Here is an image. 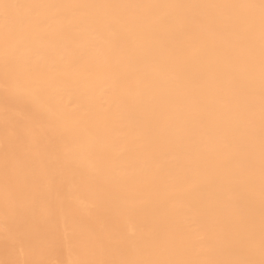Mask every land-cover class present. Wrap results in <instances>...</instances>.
<instances>
[{"label": "bare ground", "instance_id": "6f19581e", "mask_svg": "<svg viewBox=\"0 0 264 264\" xmlns=\"http://www.w3.org/2000/svg\"><path fill=\"white\" fill-rule=\"evenodd\" d=\"M0 264H264V0H0Z\"/></svg>", "mask_w": 264, "mask_h": 264}]
</instances>
